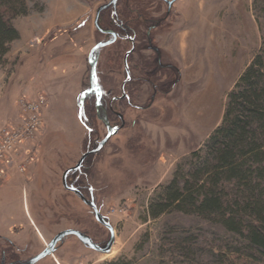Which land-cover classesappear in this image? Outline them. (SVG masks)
<instances>
[{
	"label": "rangeland",
	"instance_id": "374dc122",
	"mask_svg": "<svg viewBox=\"0 0 264 264\" xmlns=\"http://www.w3.org/2000/svg\"><path fill=\"white\" fill-rule=\"evenodd\" d=\"M23 1L32 11V21L46 22L61 10H69L74 17L82 6L90 9L88 16L94 21L96 9L109 0ZM143 6L149 18L157 22L148 38L142 36L145 27L139 28L135 49L126 59L131 75V81L125 84L128 97H118L113 104L114 110L122 114L124 126L100 151L87 155L82 167L85 197L90 187L99 212L114 230L113 253L103 258L104 253L70 236L54 258L37 264H264V250L246 239L248 226L264 232V222L259 221L264 218V180H255L257 173L251 184L259 183L256 192L263 193V205H258L260 217L248 211L242 213L241 207L234 216L235 230L225 227L216 213L206 215L192 208L169 207L155 216L148 210L150 202L157 201L172 180L182 189L193 181L198 162L211 160L205 146L221 123L227 95L237 91L239 76L263 43L264 0H173L170 7L165 0H143ZM43 10L40 16L38 12ZM83 14L71 18L70 25ZM56 30L20 46V42L11 41V49L9 42L0 60V126L18 122L17 101L22 96L34 100L41 95L45 99L42 126L33 141L37 153L29 168L20 173H29L37 166L39 177L32 190L20 187L16 197L25 207L28 204L33 212L43 214V224L54 214L61 218L63 226L59 229H79L96 242H106L108 230L94 219L89 207L61 188L59 177L106 135L94 102L86 98L85 116L83 112L79 115L78 106L94 87L95 77L87 62L89 49L109 38L99 34L92 22L74 40L64 36L62 42L70 41L65 55L72 56L73 61L62 72L66 80L50 79V65L42 70L43 86L39 89L36 83L43 52L51 58L57 53L55 47L60 46L50 42ZM130 48V41L120 39L95 53L96 82L104 104L112 96H120L126 78L124 55ZM19 54L24 59L17 62ZM157 59L163 69L155 75L152 65L156 67ZM143 62L151 67L145 69ZM153 76L158 80L157 90L150 83ZM74 85L82 90L77 104L70 92ZM51 86L56 89L49 95L45 89ZM99 101L96 98V103ZM110 124L117 127L120 121L111 115ZM51 170L57 172L53 178ZM217 187L227 190L232 209H236L232 206L235 197L242 205L246 203L239 198L247 194L245 183L230 179ZM49 237L51 234L44 238Z\"/></svg>",
	"mask_w": 264,
	"mask_h": 264
},
{
	"label": "trees",
	"instance_id": "16d2710c",
	"mask_svg": "<svg viewBox=\"0 0 264 264\" xmlns=\"http://www.w3.org/2000/svg\"><path fill=\"white\" fill-rule=\"evenodd\" d=\"M27 12L23 0H0V60L7 51L8 43L18 38V32L11 20L26 15ZM148 15L143 0H118L114 11L109 7L99 13L98 26L115 35V41L109 45L115 44L120 39L130 41L131 44L134 41L135 44L140 27H145L146 33H142L145 38H148L156 27L154 22L157 21L150 19ZM96 31L109 39L112 37L111 34ZM148 42L151 45L150 39ZM157 62L159 64L157 63L156 67L152 65L155 75L160 68L163 69L158 59ZM142 66L146 69L151 67V64L143 62ZM130 81L131 78L126 83ZM150 81L157 90L155 85L158 84V80L153 76ZM236 89V92L228 93V102L221 123L209 136L205 146L208 158L212 157L211 160L204 159L200 164L198 162L196 172L192 175L193 181L186 183L182 189L177 187L176 180H172L164 187L158 200H153L148 206L152 215L157 216L169 207L183 210L192 208L197 213L219 214L220 222L229 230L236 229L233 226L234 216L239 213L241 207L242 213L248 211L250 215L260 217L261 208H258V205H263V193L262 190L256 192L259 183L254 186L251 182L256 173L255 180H264V164H261L264 161V38L261 48L239 76ZM86 98L90 103L94 102V107L100 111L97 108L95 94L87 92L79 101L81 114L83 112L85 116ZM91 108L93 107L90 105V111ZM230 179H236L238 184L245 183L246 187L247 194L239 197L246 200V203L242 205L235 199L238 197H235L232 206L236 209L230 207L232 200L228 199L227 190L217 187L221 181ZM261 220L264 222V218H259V221ZM248 227L246 239L253 247L264 250V232Z\"/></svg>",
	"mask_w": 264,
	"mask_h": 264
},
{
	"label": "flooded vegetation",
	"instance_id": "af4514ba",
	"mask_svg": "<svg viewBox=\"0 0 264 264\" xmlns=\"http://www.w3.org/2000/svg\"><path fill=\"white\" fill-rule=\"evenodd\" d=\"M166 5H167V3H166ZM109 7H111V9L114 11L116 6L115 7L109 6ZM109 7H107V8H109ZM167 7H168V5H167ZM133 43H134V41H133ZM130 78H131V76H130ZM125 84H126V82H125ZM91 92L96 95L98 100H100L99 102H97V107L100 109V111L99 110L97 111V114H98L97 116L103 121V124L106 128V131H107V128L109 127L110 131H116V133H117L124 126V120H123L122 114L115 111L113 108L114 101L116 102L117 98L119 96H117V95L112 96L109 99V101L104 104L103 103L104 102L103 101V94L99 88L96 91H91ZM124 94H125L124 98L127 99L128 96H127L125 89H124ZM120 95H122L121 87H120ZM103 105H106V107H104ZM111 115H114L116 118L119 119L120 124L117 127L111 126V124H110ZM119 115H121V117ZM106 134H107V132H106ZM98 142L99 141L94 142L95 147L97 146ZM84 160H85V158L83 159V161ZM78 161L76 162V164L74 166L77 165ZM83 161L79 165L78 169H76L74 172H68L67 173V175L65 177V184L67 187L74 188L75 190L79 191V193L84 197V199L91 200L94 203L95 207L97 208V206L94 202V199H93V194L90 191L91 188L90 187L88 188V195H89L88 197H85V194L83 193V189H84V179L82 176L83 175V173H82ZM74 166H72V167H74ZM72 167L65 169L61 173V175L59 177L60 186L65 191L74 194L84 205H86L83 202V200L76 193L67 190L63 186V174L66 170H68ZM50 172H51L50 177H52V178L54 176L53 174L56 175V173H57L53 170H51ZM30 173H32V174L30 175ZM26 174L28 175L27 178L24 177V175H26ZM26 174H21L24 177V179L18 181V183H17L18 185L22 186V190H24V188H25L24 186H26V183L29 180H31L30 184L32 186H36L34 181L36 178L39 177V173L37 172V166H35V169L33 171L26 173ZM43 174H44V172H43ZM18 175H20V174H18ZM52 178H48V180H50ZM35 182H37V180ZM90 210L92 212L91 208H90ZM97 210H98V208H97ZM2 211L3 210H1V212H0V221H1V223H0V264H29L32 258H34L38 254L45 252V251H48L50 254H47L45 257L36 261L34 264H37L39 261L47 259V258H51V257L54 258V254L60 248L59 246L63 245L65 240L68 237L71 236V237L76 238V236H74V235H65V236L59 237V239L56 241V243L52 244V241L55 238H57V236H59V234L61 232L68 230V229H74V230L82 232L83 234L87 235L92 240L93 243H95L101 247H103L107 243V241L109 240V237H110V234H109L106 242H103V241L96 242L93 239V237H91L90 235L86 234L85 232H83L79 229L70 228V227L59 229L58 227L63 226V224L61 225V222H60L61 218L57 219V217H55L54 214H51L50 218L47 219V222L45 224H43V222H42V220H43L42 215L43 214L38 212V210L33 212V207L31 208L30 216H24V215L14 216L15 218H13V216H8L6 212L2 213ZM92 215H93V212H92ZM93 217H94V215H93ZM105 220H107L106 217H105ZM64 224H66V223H64ZM39 234H41L42 236ZM47 234H51V237H49L48 239H45L44 237L47 236ZM39 238H41V240ZM39 240H40V242L43 241L44 244L41 245Z\"/></svg>",
	"mask_w": 264,
	"mask_h": 264
},
{
	"label": "crops",
	"instance_id": "0c3cea01",
	"mask_svg": "<svg viewBox=\"0 0 264 264\" xmlns=\"http://www.w3.org/2000/svg\"><path fill=\"white\" fill-rule=\"evenodd\" d=\"M89 10L90 9H88V7L82 6L80 11L77 12L76 15L79 16L80 13H84V14L73 25H70L72 22L71 18H75L76 15L74 17H73V15L71 16L72 12H70L69 10L58 11L55 14V17H53V19L46 21V22L45 21H42V22L32 21L31 20L32 11H30V10L28 11V13L26 15L19 16V17L12 20V24L15 27V29L17 30L18 35H19L18 39L14 40L12 42H16V41L20 42L19 46L21 44L30 43L33 40L39 41L40 39L47 37L50 32L57 29L56 31L58 33L55 34L53 36V38L50 40V42L54 43V45L60 44V46L55 47V49H57V53L52 55L51 58L50 57L47 58L45 56L46 53L43 52L44 55H43L42 61H40V62L38 61L40 64V72L38 75L39 79H38L36 84H37V87L39 89H41L43 86V84L41 83L42 70L44 68L49 67L50 65L53 66L52 70H50L48 73L50 79H52V80L65 79L62 76V74H63L62 72L65 68H67V65L73 61L71 60L72 56H66L65 55V49H67V47L69 46L70 43H68V42H70V41L62 42V39L64 40V36H66L65 37L66 39L72 41L76 37H78L82 34V31H83L82 29H85L86 27H90L91 22L93 25V19L91 18V15L88 16ZM38 13L40 14V16H43L45 12L43 10V11L38 12ZM12 42L10 43V49L14 47V46H12ZM15 46H18V45H15ZM89 51H90V49H89ZM23 59L24 58H21V55L19 54V59L17 60V62L19 60L23 61ZM52 61H54V62L52 63ZM59 69L61 72L58 73L57 71ZM60 87L61 86H59L58 89H60ZM55 89H56V86L55 87L51 86L50 88L47 87L45 90H47L49 95H51L50 93L53 92ZM70 92L73 93L74 99L76 100V104H77V97L82 92V90H79L74 85V87L72 89H70ZM46 111L47 110H45V114H46ZM6 123L7 122H4V124H6ZM2 126H0V128ZM23 179L24 178L22 175H18L16 173L6 183V185H4V187H2V189H0V212L2 209L5 208L4 210L7 213V215L13 216V218H15L14 216H22V215L30 216L31 207L28 204H26V207H25L24 206L25 203L24 204H23V202L21 203L20 201L17 200V197H16L20 193V191H19L20 187L22 189V186L18 185L17 183H18V181L23 180ZM30 183L31 182L28 181L26 183V186H27V189L29 188L30 190H32V185ZM0 223H1V221H0Z\"/></svg>",
	"mask_w": 264,
	"mask_h": 264
},
{
	"label": "built area",
	"instance_id": "2783aa9c",
	"mask_svg": "<svg viewBox=\"0 0 264 264\" xmlns=\"http://www.w3.org/2000/svg\"><path fill=\"white\" fill-rule=\"evenodd\" d=\"M17 103L20 109L18 122H7L0 128V188L13 173L24 172L37 153L33 141L42 126L45 99L41 95L34 100L22 96Z\"/></svg>",
	"mask_w": 264,
	"mask_h": 264
},
{
	"label": "water",
	"instance_id": "95a60500",
	"mask_svg": "<svg viewBox=\"0 0 264 264\" xmlns=\"http://www.w3.org/2000/svg\"><path fill=\"white\" fill-rule=\"evenodd\" d=\"M118 0H109L108 2L100 5L97 9H96V12H95V16H94V27L99 31V32H103V33H111V31H104L102 29L99 28L98 26V17H99V13L103 10V9H106L107 7L109 6H112V7H115L116 6V3H117ZM165 2L167 3L168 7L171 6L173 0H165ZM115 36L113 35L112 39L111 40H107L105 42H101V43H97L95 44L91 50L89 51L88 53V56H87V61L91 67V71H92V75L95 77V81H94V87H93V90L96 91L97 88H98V85H97V82H96V58H95V50L101 48V47H104L106 45H109L110 43L114 42L115 41ZM134 49V43L132 41V44H131V48L125 53L124 55V69H125V73H126V78L125 80H123L122 84H121V90L123 91V87H124V84L125 82L130 78V73H129V68H128V65H127V56L129 55L130 52H132V50ZM124 93H122V95L119 97V98H123L124 97ZM121 117V115H119ZM116 131H110L109 127L107 128V134L105 135V137L100 140L97 144V146L95 148H92L90 150H87L84 154H82V156L80 157L78 163L76 166L66 170L63 174V186L69 190V191H72L74 193H76L82 200L83 202L92 209V212H93V215H94V219L100 223L101 225H103L109 232L110 234V237H109V240L107 241V243L101 247L95 243L92 242V240L85 234H83L82 232L80 231H77V230H74V229H68V230H65L63 232H61L59 234V236H57V238H55L53 241H52V244H55L56 241L59 239V237H62V236H65V235H74L76 236V238L86 247L92 249V250H95L97 252H100V253H107L110 251L112 245H113V242H114V231H113V228L112 226L110 225V223L105 220V217H103L101 215V213L97 210V208L95 207L94 203L91 201V200H86L84 199V197L79 193V191L75 190L74 188H69L66 186L65 184V177L67 175L68 172H74L76 169L79 168V165L82 163L83 159L89 155V154H93V153H97L98 151H100V149L107 143V141L113 136L115 135ZM47 254H50L48 251H45V252H42L40 254H38L37 256H35L34 258L31 259L30 263L29 264H34L36 261L42 259L43 257H45Z\"/></svg>",
	"mask_w": 264,
	"mask_h": 264
},
{
	"label": "bare ground",
	"instance_id": "6f19581e",
	"mask_svg": "<svg viewBox=\"0 0 264 264\" xmlns=\"http://www.w3.org/2000/svg\"><path fill=\"white\" fill-rule=\"evenodd\" d=\"M104 31H106V30H104ZM100 33H103V32H100ZM104 34H111L112 37H113V35H114L113 32H111V33H104ZM114 36H115V35H114ZM112 37H111V39H112ZM115 39H116V38H115ZM122 93H124V88H123ZM120 96H121V95H120ZM120 96H119V97H120ZM124 97H125V95H124ZM124 97H123V98H124ZM27 168H29V166H28ZM27 168H26V169H27ZM14 174H16V173H13V175H14ZM13 175L10 177V179L13 177ZM10 179H9V180H10ZM9 180H8V181H9ZM8 181H7V182H8ZM7 182H6V183H7ZM6 183H5V184H6ZM5 184H4V185H5ZM4 185H3V186H4ZM3 186H2V187H3ZM2 187H1V188H2ZM113 231H114V230H113ZM39 235H41V234H39ZM41 236H42V235H41ZM41 238H42V237H41ZM41 238H40V239H41ZM113 243H114V242H113ZM85 247H86V246H85ZM87 248H88V247H87ZM89 249H90V248H89ZM91 250H92V249H91ZM94 251H95V250H94ZM112 251H113V250H112V247H111L110 251L107 252V253H104V254L102 255V257H103V258H106V257L110 256V255L113 253ZM57 263L59 264L58 261H57Z\"/></svg>",
	"mask_w": 264,
	"mask_h": 264
}]
</instances>
